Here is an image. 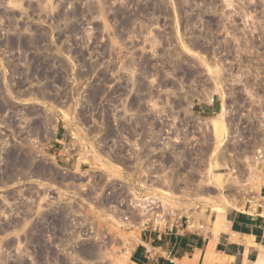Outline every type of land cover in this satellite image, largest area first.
<instances>
[{"label": "rangeland", "instance_id": "1", "mask_svg": "<svg viewBox=\"0 0 264 264\" xmlns=\"http://www.w3.org/2000/svg\"><path fill=\"white\" fill-rule=\"evenodd\" d=\"M160 127L172 222L255 209L264 0H0V264H135L142 224L96 171L118 178L124 141L157 148Z\"/></svg>", "mask_w": 264, "mask_h": 264}, {"label": "crops", "instance_id": "2", "mask_svg": "<svg viewBox=\"0 0 264 264\" xmlns=\"http://www.w3.org/2000/svg\"><path fill=\"white\" fill-rule=\"evenodd\" d=\"M67 138L66 131L58 132L50 145L57 161L64 164L73 158L68 152ZM262 253L264 185L253 211L236 212L208 224L192 222L187 226L184 221L178 222L168 230L142 226L131 258L135 264H255Z\"/></svg>", "mask_w": 264, "mask_h": 264}, {"label": "built area", "instance_id": "3", "mask_svg": "<svg viewBox=\"0 0 264 264\" xmlns=\"http://www.w3.org/2000/svg\"><path fill=\"white\" fill-rule=\"evenodd\" d=\"M149 135L155 139L154 143H158L159 147L152 146L150 140L143 142L141 140L143 134L138 136L140 141L134 145L129 141H124L128 150L123 156L124 161L117 164L120 167L118 178L113 177V173L106 170L97 169L96 173L97 175H108L116 183L117 186H111L109 195L120 192V190L126 191V197L117 202L124 207L126 223L134 221L156 231L168 230L180 222L171 221V215L174 212L165 206L161 195L162 192L182 195L178 192L177 182L172 179V176L177 173L176 169L166 161L167 155L175 152L167 147L171 144L168 140L171 138L168 129L160 127ZM87 176L92 182L94 175ZM155 189L162 192L155 193ZM188 189L185 192H189ZM186 221L187 226L192 224V221Z\"/></svg>", "mask_w": 264, "mask_h": 264}, {"label": "bare ground", "instance_id": "4", "mask_svg": "<svg viewBox=\"0 0 264 264\" xmlns=\"http://www.w3.org/2000/svg\"><path fill=\"white\" fill-rule=\"evenodd\" d=\"M249 242V241H248ZM255 264H264V253H262L258 259L256 260Z\"/></svg>", "mask_w": 264, "mask_h": 264}]
</instances>
